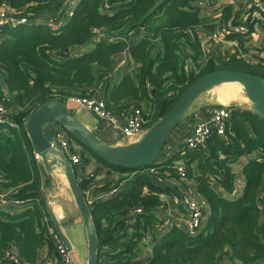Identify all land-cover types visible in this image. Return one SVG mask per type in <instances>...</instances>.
I'll use <instances>...</instances> for the list:
<instances>
[{
	"label": "trees",
	"instance_id": "1",
	"mask_svg": "<svg viewBox=\"0 0 264 264\" xmlns=\"http://www.w3.org/2000/svg\"><path fill=\"white\" fill-rule=\"evenodd\" d=\"M108 1L113 13L102 15V0H81L60 35L46 26L0 31V83L7 91L0 85V102L12 111L11 119L17 124L16 128H0V195L22 202L9 204L13 214L0 213V264H15L8 253L16 255L20 264H35L45 242H49V255L62 264L49 235L53 224L41 194L40 165L26 131L27 119L38 108L50 101L94 97L102 90L108 111L121 115L144 105L156 123L184 90L208 73L231 70L264 80L262 63L250 64L236 57L217 63L207 60L199 33L204 29L211 34L215 27L203 26L195 0ZM1 2H7L19 16L55 13L61 4L59 0ZM93 28L105 31L103 42L94 44ZM110 38L119 41L108 43ZM123 52L129 53L138 68L107 95V79L116 56ZM229 108L225 137L213 135L205 149L182 147L169 162L143 173L109 166L69 137L82 149L84 163L90 155L107 168L128 174L124 186L123 181L99 187L96 176L81 178L75 170L83 193L91 183L96 186L97 200L90 207L100 242V264H143L138 252L148 237H154L148 264H220L222 258L231 264H264V162L245 167L241 199L230 201L213 188L216 183L232 194L236 176L231 166L256 150L264 156V119ZM207 151L215 168L207 163ZM179 160L184 161L188 177L193 163L202 171L195 179L196 190L209 207V217L194 237L180 229L161 234V222L155 215L159 195L170 194L163 182L180 178L175 168Z\"/></svg>",
	"mask_w": 264,
	"mask_h": 264
},
{
	"label": "crops",
	"instance_id": "2",
	"mask_svg": "<svg viewBox=\"0 0 264 264\" xmlns=\"http://www.w3.org/2000/svg\"><path fill=\"white\" fill-rule=\"evenodd\" d=\"M203 3L204 6L200 9L203 26H214L215 31L219 25L227 20L234 19L236 21L242 18L243 0H195L193 5L197 6ZM224 42L213 44L207 41V34L204 29L199 33V40L203 55L207 60L218 62L223 59L236 57L250 64H259L260 56L264 54V24L255 25L253 31L248 36H231ZM87 48V47H86ZM77 54V53H74ZM264 65V63H262ZM138 65H135L128 52H123L115 58V67L113 73L108 77L107 81L110 83L108 95L110 90L122 81L127 75H133L137 70ZM4 88V84L0 83ZM224 85L210 90L203 95L194 105L191 112L185 116L180 125L171 135L160 157L159 163H167L173 159L181 150L192 134V131L197 123L206 120L212 111L218 107L234 106L242 111H248V101L243 95L241 88H227ZM236 86V85H235ZM6 93V89H3ZM227 98H226V97ZM229 97V98H228ZM224 100V101H223ZM128 102H131L130 100ZM73 115L90 131H92L100 140L109 145H126L128 144L123 138L122 134L114 131L111 127L101 123L98 118L88 112L85 108L76 105L69 99L63 100ZM146 110L147 107H144ZM132 109V108H131ZM131 109L125 111L130 112ZM61 131L60 126L50 124L44 127L43 133L49 141H53L57 132ZM81 150V149H80ZM162 152V153H163ZM210 151H207V163L214 160ZM41 171V194L46 201L50 214L56 218L59 215L64 216V220L59 222V226L63 230L64 235L68 239L72 251V264H87L88 262V243L86 231L79 212L74 202V198L65 180L62 169L55 168L51 173H48L42 164L41 160H37ZM215 161V160H214ZM264 162V156L258 150L251 154H245L234 163L232 171L236 176L235 189L230 195L226 194L223 189L216 183L213 188L224 198L230 201H236L242 198L246 186V178L244 169L251 162ZM184 165L182 160H179ZM185 166V165H184ZM82 167V174L86 176L95 175L97 185L99 187L108 183L123 182L128 174L120 170H112L99 163L98 160L89 155L88 163H84ZM216 167V162H215ZM202 171L198 163L191 165V174L187 179H166L163 182L165 189L169 190L170 194L159 195L160 204L156 208V218L161 222V234L171 231L173 229H180L188 235V220L190 210L187 205L175 206L173 203L174 196H180L187 193L192 199L200 202L204 207V216L202 218V229L207 223L209 217V207L198 195L196 190L195 179L201 176ZM136 175H133V177ZM127 182H123V186ZM128 185V184H127ZM262 199V197H260ZM14 212V210H8ZM164 223H169L168 227L162 226ZM154 237H151L141 245L138 257L143 264H148L152 258V242ZM35 264H61L58 259L49 255V242H45L43 246L37 251V261ZM231 264V263H230Z\"/></svg>",
	"mask_w": 264,
	"mask_h": 264
},
{
	"label": "water",
	"instance_id": "3",
	"mask_svg": "<svg viewBox=\"0 0 264 264\" xmlns=\"http://www.w3.org/2000/svg\"><path fill=\"white\" fill-rule=\"evenodd\" d=\"M64 54L69 55V51L66 50ZM234 84L240 86L247 99L248 111L264 119V80L256 75L231 70L211 72L197 79L180 94L167 114L148 128L137 141L126 145H109L100 140L62 102L50 101L31 114L26 121V131L34 154L41 159L48 173L53 172L55 168L63 171L86 231L87 264H100V242L92 217V208L80 188V181L70 159L45 137L44 127L50 124L60 126L69 137L109 166L143 173L159 164L171 135L203 95L214 88ZM208 164L215 168L214 160H210ZM50 217L55 233L71 252L73 249L56 218L53 214H50Z\"/></svg>",
	"mask_w": 264,
	"mask_h": 264
},
{
	"label": "built area",
	"instance_id": "4",
	"mask_svg": "<svg viewBox=\"0 0 264 264\" xmlns=\"http://www.w3.org/2000/svg\"><path fill=\"white\" fill-rule=\"evenodd\" d=\"M81 0H59L60 7L55 12L41 13L32 12L29 16H19L18 13L13 10L7 2L0 3V31L2 28L9 27L11 29H18L22 26H46L54 34L60 35L63 28L67 25L68 21L73 15V12L77 4ZM243 13L242 18L239 21L234 19L227 20L221 23L215 32L207 34V41L213 44H219L224 42L231 36H248L252 33V29L255 25L264 24V0H243ZM204 6L203 3H199L197 7L200 9ZM112 7L108 0H102L100 12L102 15L112 14ZM105 31L102 29L93 28L92 36L94 44L103 42L105 40ZM133 34V33H132ZM119 38H110L108 43H115ZM260 61L264 63V54L260 56ZM187 69V68H186ZM102 90H98L94 97L89 98H77L72 97L69 100L78 106L85 108L88 112L94 114L101 123L111 127L114 131L122 134V138L127 143L137 141L154 123V115L151 110H144L142 107L132 108L128 113H122L121 115H115L106 108L104 98L101 95ZM12 111L5 107L0 102V128L1 127H13L16 128L17 124L11 119ZM231 115L229 107H218L212 111L210 116L194 127L192 134L186 143L182 146L190 150L205 149L207 141L213 135L219 137H225L227 121ZM53 146L62 151L69 159L78 172L81 178H93L96 175L86 176L82 174V167L84 164L83 157L81 155V148L70 140L69 136L61 129L54 136L51 141ZM39 160L38 157H36ZM175 168L178 170L180 180L188 178L186 167L176 162ZM96 186L91 183L89 188L84 192L87 202L91 205L97 200L95 193ZM117 190H113L108 196L116 193ZM174 205L180 206L182 204L187 205L190 210V216L188 220V235L197 236L202 230V218L204 216V207L197 200L192 199L187 193H183L180 196L173 197ZM11 205H20L22 202H17L8 196L0 195V213H13L8 212L12 210L9 208ZM140 212L141 210H137ZM64 220L63 215L56 217V221L59 223ZM164 227H168L169 223H164ZM49 235L52 243L55 245L62 264H72L71 252L67 250L59 236L55 233L54 227L49 228ZM15 264H20L16 255L7 254Z\"/></svg>",
	"mask_w": 264,
	"mask_h": 264
},
{
	"label": "rangeland",
	"instance_id": "5",
	"mask_svg": "<svg viewBox=\"0 0 264 264\" xmlns=\"http://www.w3.org/2000/svg\"><path fill=\"white\" fill-rule=\"evenodd\" d=\"M225 87H227V88H234V87H239L240 88V86L239 85H230V86H225ZM144 110H146L144 107V105H142L141 106ZM82 150V149H81ZM164 153H165V151L162 153V155H164ZM162 155H161V158H162ZM184 162V161H183ZM231 262L229 261V259H227V258H222L221 259V261H220V264H230Z\"/></svg>",
	"mask_w": 264,
	"mask_h": 264
},
{
	"label": "bare ground",
	"instance_id": "6",
	"mask_svg": "<svg viewBox=\"0 0 264 264\" xmlns=\"http://www.w3.org/2000/svg\"><path fill=\"white\" fill-rule=\"evenodd\" d=\"M234 85H236V84H234ZM226 97V96H225ZM227 98V97H226ZM229 98V97H228ZM224 101V100H223ZM37 157V156H36ZM41 160V159H40ZM14 213V212H13ZM13 213H9V214H13Z\"/></svg>",
	"mask_w": 264,
	"mask_h": 264
}]
</instances>
